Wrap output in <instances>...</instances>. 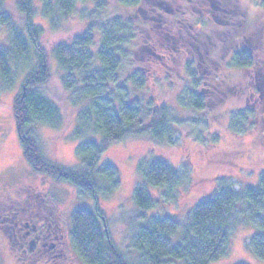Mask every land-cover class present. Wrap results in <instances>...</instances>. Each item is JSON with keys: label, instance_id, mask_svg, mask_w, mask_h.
I'll return each mask as SVG.
<instances>
[{"label": "trees", "instance_id": "trees-1", "mask_svg": "<svg viewBox=\"0 0 264 264\" xmlns=\"http://www.w3.org/2000/svg\"><path fill=\"white\" fill-rule=\"evenodd\" d=\"M166 1L172 2V15L165 10L170 8ZM166 1L15 0V19L0 0V26L7 40L4 47L0 46V89L12 88L16 74L25 71L13 106L23 156L33 169L72 185L82 201L91 202V207L76 208L69 221V241L84 264H212L228 255L236 223L254 230L247 247L264 262V172L253 187L235 191L222 184L216 194L197 203L183 221H177L150 214L155 204L150 188H162L170 197L181 178L163 160L142 161L138 170L144 182L132 190L134 211L125 227L134 261L126 262L105 231L106 219L99 202L109 199L120 181L117 169L101 161L103 153L112 143L129 138L146 137L157 145L169 146L176 125L182 124L167 106L156 107L147 93V79L152 75L149 68L167 51L166 44L159 42L170 34L173 23L185 28L190 25L198 35L207 32L202 27L209 21L191 15L194 6L189 2L194 0ZM255 1L264 9V0ZM37 15L53 30L72 17L82 27L69 41L53 46L49 55L41 46L44 31L35 23ZM230 23L243 35L236 42L223 39L222 52L216 53L213 64L220 66L226 53L223 50L233 49L228 65L251 68L255 63L252 51L243 48L250 31ZM49 56L69 103L76 109L73 135L83 139L76 146L78 164L73 168L45 160L33 134L34 126L59 129L63 125L61 110L41 90L49 79ZM191 68L190 63L184 67L196 88L201 82L192 77ZM217 78L212 83L203 79L199 93L188 92L185 109L202 113L209 107L208 100L213 102L211 89L220 91ZM204 83L212 87L208 98L202 95ZM190 122L199 123L195 119Z\"/></svg>", "mask_w": 264, "mask_h": 264}, {"label": "rangeland", "instance_id": "rangeland-1", "mask_svg": "<svg viewBox=\"0 0 264 264\" xmlns=\"http://www.w3.org/2000/svg\"><path fill=\"white\" fill-rule=\"evenodd\" d=\"M14 1L4 0V3L10 9L11 16L17 19L12 12ZM189 3L194 6L191 14L194 19L209 21L202 27L207 32L198 35L190 25L185 28L173 23L170 34L159 42L166 44L165 57L156 59L149 68L152 75L147 79V93L156 107L167 106L182 122L175 127L171 145H157L146 137L129 138L112 143L101 158L102 162L117 169L120 184L109 199L99 202V208L106 219L110 240L125 256L126 262L135 259V253L128 246L125 227L134 211L132 190L135 185L144 182L138 170L142 161L163 160L181 178L180 185L170 197L162 188H150L155 201L150 214L177 221H183L197 203L216 194L222 184H229L233 190L239 191L247 186H255L259 174L264 172V9L255 0H194ZM165 5L170 7L165 10L172 15V2L166 1ZM231 21L237 23V28H245L244 32H251L246 33L248 36L243 46L252 51L255 63L251 68L243 70L228 65L233 49L223 50L226 53L220 66L215 62L213 64L216 53L222 52L223 39L236 42L243 35L234 30ZM35 23L43 28L41 46L48 54L53 46L69 41L82 27L75 17L60 23L56 30L50 28L39 15ZM225 28L229 30L221 33ZM6 43V32L0 26V46L4 47ZM169 46L173 47L168 49ZM187 63L192 67V77L201 82L196 88L185 72ZM48 67L49 79L41 90L61 110L63 125L59 129L34 126L33 134L45 160L56 166L73 168L78 164L76 146L83 141L73 135L76 109L69 103L68 94L62 88L55 62L50 56ZM24 74L22 70L16 74L12 88L0 89V201L17 193L18 189L26 190V199L30 197L42 208L47 207L49 213L52 211L61 215L60 225L69 240L71 213L78 207H91V202L82 201L72 185L33 169L25 160L13 114L14 101L20 94ZM216 76L220 89H215L217 96L213 94L215 90L205 83L202 91V95L208 98V89L212 88L213 102L208 100L211 105L202 113L185 109L188 92H201L203 79L212 83L217 81ZM193 119L199 123L190 122ZM3 215L0 213V264H84L70 241L68 250L60 256L58 250L48 248L51 240L46 239L43 244L47 251L32 259L31 255L24 254V246L15 248L17 241L7 227L8 221H1ZM253 234L252 228L236 223L231 230L228 255L212 264H264L247 247V241Z\"/></svg>", "mask_w": 264, "mask_h": 264}, {"label": "flooded vegetation", "instance_id": "flooded-vegetation-1", "mask_svg": "<svg viewBox=\"0 0 264 264\" xmlns=\"http://www.w3.org/2000/svg\"><path fill=\"white\" fill-rule=\"evenodd\" d=\"M34 202L30 197L26 199V190L19 189L14 195H8L0 201V213L6 215H3V219L1 217V221H8L7 227L17 241L15 248L24 246V254L27 253L35 259L47 251L43 241L49 239L51 244L48 248L58 250V254L63 256L68 250L69 240L60 225L61 215L53 214L52 211L49 213L47 207L42 208Z\"/></svg>", "mask_w": 264, "mask_h": 264}, {"label": "water", "instance_id": "water-1", "mask_svg": "<svg viewBox=\"0 0 264 264\" xmlns=\"http://www.w3.org/2000/svg\"><path fill=\"white\" fill-rule=\"evenodd\" d=\"M105 231H106V233H107V229H106V226H105Z\"/></svg>", "mask_w": 264, "mask_h": 264}]
</instances>
